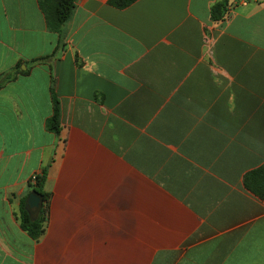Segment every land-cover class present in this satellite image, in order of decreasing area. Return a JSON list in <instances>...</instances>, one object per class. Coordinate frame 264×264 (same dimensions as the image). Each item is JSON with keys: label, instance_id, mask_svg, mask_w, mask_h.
<instances>
[{"label": "crops", "instance_id": "obj_1", "mask_svg": "<svg viewBox=\"0 0 264 264\" xmlns=\"http://www.w3.org/2000/svg\"><path fill=\"white\" fill-rule=\"evenodd\" d=\"M0 0V264H264V0ZM61 101L62 130L46 128ZM47 169L43 234L21 223Z\"/></svg>", "mask_w": 264, "mask_h": 264}, {"label": "trees", "instance_id": "obj_2", "mask_svg": "<svg viewBox=\"0 0 264 264\" xmlns=\"http://www.w3.org/2000/svg\"><path fill=\"white\" fill-rule=\"evenodd\" d=\"M78 0H39V5L46 17L48 30L56 32L59 35L58 45L56 50L48 56L37 58L33 63H42L51 60L58 55L59 51L65 50V38L68 34L70 23L73 19ZM137 0H109V4L116 8H126ZM231 0H218L211 6L212 21L218 23L226 19L230 10ZM27 70L21 69L20 65H16L12 71L5 73L0 78V88L7 82L16 78L18 74H25ZM52 94L54 111L51 117L46 121V128L59 134L62 130V107L61 101L55 95V79L52 78ZM47 179V169L42 173L37 174L30 185L33 191H36L41 196L40 210L33 218L26 209V200L21 205V223L24 230L33 239H38L44 232L45 222L47 219L48 204L50 193L45 189ZM245 185L254 194L264 200V165L256 170L251 171L245 177Z\"/></svg>", "mask_w": 264, "mask_h": 264}, {"label": "water", "instance_id": "obj_3", "mask_svg": "<svg viewBox=\"0 0 264 264\" xmlns=\"http://www.w3.org/2000/svg\"><path fill=\"white\" fill-rule=\"evenodd\" d=\"M41 206V196L38 192L32 191L26 201V209L33 218H36Z\"/></svg>", "mask_w": 264, "mask_h": 264}, {"label": "built area", "instance_id": "obj_4", "mask_svg": "<svg viewBox=\"0 0 264 264\" xmlns=\"http://www.w3.org/2000/svg\"><path fill=\"white\" fill-rule=\"evenodd\" d=\"M248 0H242L243 3H246Z\"/></svg>", "mask_w": 264, "mask_h": 264}]
</instances>
